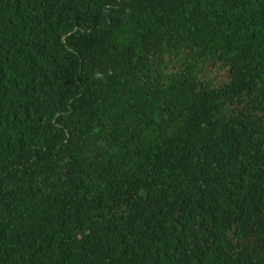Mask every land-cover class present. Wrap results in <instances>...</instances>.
<instances>
[{"label":"trees","instance_id":"trees-1","mask_svg":"<svg viewBox=\"0 0 264 264\" xmlns=\"http://www.w3.org/2000/svg\"><path fill=\"white\" fill-rule=\"evenodd\" d=\"M0 264H264V0H0Z\"/></svg>","mask_w":264,"mask_h":264}]
</instances>
